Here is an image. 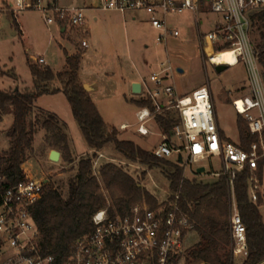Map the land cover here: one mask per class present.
I'll return each instance as SVG.
<instances>
[{"label":"built area","instance_id":"built-area-1","mask_svg":"<svg viewBox=\"0 0 264 264\" xmlns=\"http://www.w3.org/2000/svg\"><path fill=\"white\" fill-rule=\"evenodd\" d=\"M29 0H15L18 11L28 8ZM41 0L34 4L38 9ZM48 8L53 16L47 17L48 24L58 22L85 30L86 10L116 12L123 16L139 14L147 16V23L158 32L156 42L166 46L170 38H177L181 31L171 24L169 17L192 13L195 35L202 54H206L212 66L226 63H214L213 55L227 48L236 52L235 66L243 63L247 69L250 88L235 105L238 115L248 124V130L257 136L250 150L246 151L234 141H223L220 136L212 91L209 85H202L192 91L191 95L181 96L174 85H165V79L172 69L169 65L158 73H152L149 82L143 83V98L150 99L154 110L140 107L136 112V131L148 136L151 132L146 124L156 114L169 109L177 111L180 122L173 128L175 137L183 140V145L174 147L170 139L163 136L162 141L152 151L159 158L171 159L175 156L180 168L197 169L206 160L216 157L220 161V171L213 172L216 179L227 178L230 188V235L233 259L248 255L247 231L243 223L234 192L236 174L248 167V193L250 201L259 202L263 179L259 176L258 161L264 158V80L262 79L258 57L249 37L253 12L264 9V0H90L84 6L59 7L51 3ZM13 7V5H11ZM10 8H0V25L2 14ZM216 15L215 20L210 18ZM210 23L208 31L201 27ZM82 47H88L83 39ZM219 49V51H215ZM210 50V52L208 51ZM45 64L43 57L35 59ZM164 65V64H162ZM128 125H121L126 130ZM94 160V167L97 160ZM181 157V161H179ZM22 169L25 180L13 188L0 190V241L6 246L10 257L5 264H54V257L44 255L39 246L40 230L33 216V208L42 198L44 186L49 183L46 177H36L31 170ZM206 171V168L204 172ZM201 174V173H200ZM185 173L182 174V181ZM181 187L168 194L166 200L157 201L150 208L146 201L132 207L130 213L111 217L108 208L97 211L92 221L93 231L82 237L76 245L68 264H174L178 255L184 250L187 234L194 229V222L180 205Z\"/></svg>","mask_w":264,"mask_h":264},{"label":"rangeland","instance_id":"rangeland-1","mask_svg":"<svg viewBox=\"0 0 264 264\" xmlns=\"http://www.w3.org/2000/svg\"><path fill=\"white\" fill-rule=\"evenodd\" d=\"M14 2L15 0H0V8L11 9L2 14L0 25V90H32L33 77L29 63L49 66L59 72L65 68L64 49L69 53H73L74 50L75 53L82 52L84 55L80 61V74L84 81L95 84L93 102L105 123L110 128H116L121 139L131 140L141 148L153 151L163 139L161 127L153 118L150 121L152 131L148 136H141L136 132V112L139 109L137 102L143 96L132 93L129 80L135 78L149 82L152 73H158L170 65L172 69L164 84L174 85L181 96L191 95L195 88L209 85L220 130L225 138L238 142V114L235 105L248 95L250 80L247 69L241 62L221 73L215 71L214 66L208 63L207 55L202 54L190 11L169 17L170 23L178 26L181 35L170 38L168 44L164 46L156 42L158 32L147 23L145 14L138 15L139 22H132L130 14L123 16L118 13L86 10L85 30L64 23L62 26H66L67 31L62 32V26L58 22L48 24L46 21L47 17L53 16L48 9L52 7L50 4L54 3L59 7H81L87 5L90 0H41L40 4L45 8L43 10L34 5L37 0H29L28 8L23 11H18ZM93 15L99 17L98 21L93 19ZM210 16L212 20L217 17L213 14ZM210 26L208 22L201 29L206 32ZM249 37L254 50L258 45L261 46L259 52L255 53L264 80V67L258 55L264 49V43L260 40V29L257 24L250 26ZM83 39L88 41L87 48L82 47ZM38 57H43L46 63L39 64L33 60ZM177 68H182L184 72H178ZM59 85L57 80L51 83V87L58 88ZM52 114L58 117L60 129L66 133L73 162L65 161L64 157L68 154L61 148L63 142L52 138L53 133L37 126L33 147L27 152V162L23 167L31 170L33 176L40 177L43 174L49 182L62 186L66 193L67 180L74 175L79 159L86 155L83 153L88 152L89 147L73 116L71 105L62 91L42 94L37 99L29 120L33 124L37 123L36 121L42 123ZM1 118L0 154L3 155L9 147L6 132L13 124V115L4 114ZM122 123L128 124L127 130L119 129ZM171 142L174 147L182 146L184 143L182 139L175 137L174 132ZM58 149H61L63 158L61 156L58 162L50 161L49 152ZM100 153L103 157L97 160L94 167L97 177L104 163L113 162L128 171L137 179L139 185L158 201L166 200L168 194L173 192L162 170L163 167L148 169L141 164L126 161L119 156L111 143ZM175 158L173 156L171 160L175 161ZM201 165L205 166L206 171L198 177H194L192 173L197 169L196 165L185 170L181 168L182 174L185 173L184 180L195 178L205 182L215 181L216 177L212 173L221 169L218 158L206 160ZM262 179L264 184V170ZM108 201L111 202L109 197ZM257 203L264 221V198ZM148 206L154 208L149 204ZM196 239V232H190L185 240L184 250L176 257L174 264H187L188 250ZM9 257L10 252L0 241V264H5ZM242 260L241 257L234 259L236 263Z\"/></svg>","mask_w":264,"mask_h":264},{"label":"trees","instance_id":"trees-1","mask_svg":"<svg viewBox=\"0 0 264 264\" xmlns=\"http://www.w3.org/2000/svg\"><path fill=\"white\" fill-rule=\"evenodd\" d=\"M251 21L253 25H258L260 40L264 43V9L253 12ZM259 48L260 45L255 47V51L259 52ZM82 54L79 51L74 55L65 52L67 68L58 73H54L49 66L29 63L33 77L32 90H0L1 116L9 113L13 115V124L6 132L9 147L3 155L0 154V190L16 187L25 180L22 165L26 161L27 152L33 147L37 126L53 133L52 138L63 142L61 148L68 154L64 159L73 162L68 138L61 131L56 115H50L42 123L36 121L33 124L29 120L42 94L64 92L86 144L93 151L91 155L79 159L74 175L67 180L66 193L62 186L50 181L43 188L41 200L33 208V216L40 230L39 246L42 253L53 256L54 264H68L77 242L93 231L92 217L97 211L108 208L109 214L114 217L130 213L132 207L143 200L151 207L156 206L158 200L144 190L128 171L113 162L104 163L97 177L94 160L111 143L126 161L141 164L148 169L163 167L173 192L181 187L180 205L194 222L193 230L199 236V241L188 250L187 264H264V221L258 203L250 201L249 168L238 172L234 179L235 199L246 226L248 244V255L236 263L231 251L230 188L227 178L221 177L213 182L195 178L182 181V169L176 162L156 157L152 151L141 148L133 141L121 139L116 128L110 129L107 126L79 79ZM258 55L264 67V49ZM55 80L60 84L58 88L51 87ZM137 103L139 107L147 106L154 110L150 99L142 98ZM155 120L163 136L171 140L173 128L180 122L177 111L169 109L156 114ZM237 125L238 142H234L249 151L251 144L258 138L249 132L248 124L242 116L238 115ZM220 136L223 141H232L225 138L221 130ZM263 170L264 158H261L257 170L261 178Z\"/></svg>","mask_w":264,"mask_h":264},{"label":"crops","instance_id":"crops-1","mask_svg":"<svg viewBox=\"0 0 264 264\" xmlns=\"http://www.w3.org/2000/svg\"><path fill=\"white\" fill-rule=\"evenodd\" d=\"M90 11H94V10H90ZM106 13H116V12H106ZM119 14V13H118ZM130 20L132 21V22H139V18L138 19H134V15H131L130 14ZM93 19L95 20V21H98V19H99V17L97 16V15H93ZM61 31L62 32H66L67 31V27L66 26H63L62 28H61ZM65 51L64 52H66L68 55H74V54H76L75 53V50H74V52L73 53H69L66 49H64ZM84 55V53L82 54V56ZM34 61H36L35 59H33ZM66 68H67V64H66V56H65V68H64V70H66ZM53 70V69H52ZM64 70H62V71H64ZM54 71V70H53ZM59 72H61V71H59ZM54 73H58V71H54ZM79 79H80V81H81V83H82V85L84 86V85H87L88 87H89V89H87L86 91L89 93V96H90V98L93 100V98H92V94H93V92H95V90H96V86H95V84H91V83H88V82H86V81H84L83 79H82V76H81V74H80V67H79ZM134 83H140L141 84V93L140 94H136V95H139L140 97H142L143 96V83H145V81L144 80H139V79H135V78H132V79H130L129 80V88H130V90H131V86L134 84ZM196 89V88H195ZM194 89V90H195ZM131 92V91H130ZM132 93H134L133 92V90H132ZM135 94V93H134ZM139 101V100H138ZM138 108H140V107H138ZM121 125H128V124H126V123H122ZM120 125V126H121ZM108 126V125H107ZM146 126H147V128L149 129V131L151 132L152 131V128H151V125H150V122L149 123H147L146 124ZM136 127H137V125H136ZM110 128V127H109ZM110 129H112V128H110ZM120 129V128H119ZM127 130V129H126ZM137 132V131H136ZM138 133V132H137ZM139 134V133H138ZM139 135H141V134H139ZM141 136H143V135H141ZM162 141V140H161ZM160 141V142H161ZM52 151V150H51ZM50 151V152H51ZM50 152H49V154H50ZM93 153V151L92 150H88V152H84L83 154L85 155H91ZM101 154V153H100ZM261 198H264V184H263V186H262V193H261ZM192 231H194V230H192ZM192 231H190V232H192ZM190 232L187 234V236H186V238L188 237V235L190 234ZM195 232V231H194ZM197 234V233H196ZM199 241V236H198V234H197V239H196V242L194 243V244H196L197 242ZM193 244V245H194ZM193 245H191V246H193ZM201 263V262H200ZM201 264H204V263H201Z\"/></svg>","mask_w":264,"mask_h":264},{"label":"water","instance_id":"water-1","mask_svg":"<svg viewBox=\"0 0 264 264\" xmlns=\"http://www.w3.org/2000/svg\"><path fill=\"white\" fill-rule=\"evenodd\" d=\"M229 67L230 66L227 65V64L214 65V69L218 73H221V72L225 71ZM177 71L180 72V73H183L184 72V70L182 68H177ZM84 88H85V90L89 89V87L87 85H84ZM132 90H133V92L135 94H140L141 93V84L140 83H134L132 85ZM0 119H1V114H0ZM60 157H61V153L58 150H52L50 152V154H49V159L52 162H58L60 160ZM179 161H181V157H180ZM204 170H205L204 167H200L197 172L200 174V173H203ZM205 264H207V263H205Z\"/></svg>","mask_w":264,"mask_h":264},{"label":"bare ground","instance_id":"bare-ground-1","mask_svg":"<svg viewBox=\"0 0 264 264\" xmlns=\"http://www.w3.org/2000/svg\"><path fill=\"white\" fill-rule=\"evenodd\" d=\"M208 51L210 52V50ZM235 55H236V52L233 51V49H229V50L221 51L211 57L214 63H226L229 65H234L236 61Z\"/></svg>","mask_w":264,"mask_h":264}]
</instances>
